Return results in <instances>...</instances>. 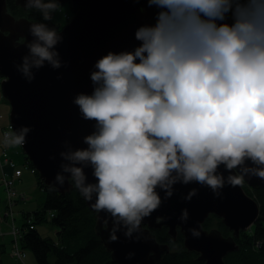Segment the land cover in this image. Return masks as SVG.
<instances>
[{"label": "clouds", "instance_id": "clouds-1", "mask_svg": "<svg viewBox=\"0 0 264 264\" xmlns=\"http://www.w3.org/2000/svg\"><path fill=\"white\" fill-rule=\"evenodd\" d=\"M146 3L157 11L154 23L135 29L139 43L99 57L89 73L92 91L73 97L92 130L82 137L85 147L63 141L68 150L59 152L60 171L50 185L59 190L70 177L98 220H111L109 243L118 241L121 229L126 239L146 241L142 221L177 184H198L222 197L225 186L264 181V0ZM24 6L42 17L28 25L32 39L25 37L28 52L16 65L31 83L34 69L66 66L55 47L62 31L43 22L65 9L62 0H25ZM31 131L11 129L3 142L24 146ZM198 192L191 187L181 198L191 201ZM188 218L182 208L178 219ZM189 232L201 235L196 227Z\"/></svg>", "mask_w": 264, "mask_h": 264}, {"label": "water", "instance_id": "water-1", "mask_svg": "<svg viewBox=\"0 0 264 264\" xmlns=\"http://www.w3.org/2000/svg\"><path fill=\"white\" fill-rule=\"evenodd\" d=\"M68 1L73 16L59 29L62 31L63 41L55 46L66 66L52 69L46 64L39 70L34 69L35 79L29 83L17 71L16 65L21 63L22 56L28 52L24 46L25 37L32 39L28 25L39 21L26 16H14L8 11L7 1L0 0V92L9 105L11 129H18L22 125L32 128L21 149L46 186L55 182V173L60 171L62 158L59 152L68 150L63 146V141L68 140L73 148L86 146L82 137L92 130V122L81 118L78 106L72 100L79 92L92 91L89 73L94 62L109 50H130L137 45L139 41L134 38L135 29L141 24L154 23L157 11L155 7H148L146 0ZM15 3L26 9L25 0H15ZM5 79L7 82L3 83ZM50 155H55V160H50ZM85 171L88 179L94 181L91 170L86 168ZM245 183L250 188L264 190V181L256 177ZM74 187L69 177L64 187L57 191L63 194ZM174 187L176 191L173 196L142 221L141 228L149 237L146 241L126 239L121 229L117 233L118 241L109 243L108 227H111V220L109 225L105 224L98 220L95 212V233L110 253L113 263L158 262L170 251V246L159 242L152 230L165 227L174 241L180 232L184 248L196 252L203 264H225L224 257L239 247L237 240L240 231L249 229L259 215L260 205L242 185L225 186L222 197H214L209 188L198 184H177ZM191 187L199 189L198 195L191 201L183 200L182 195ZM160 195L163 197L162 191ZM85 204L92 210L87 201ZM182 208H187L189 212L186 223L178 219ZM211 214L217 216L230 230V235H223L217 228L208 230L203 227ZM104 215L105 213H100L101 217ZM158 216L167 218L157 222ZM191 227H196L201 232L199 238L191 235ZM129 252L135 253L132 259L125 258Z\"/></svg>", "mask_w": 264, "mask_h": 264}, {"label": "trees", "instance_id": "trees-1", "mask_svg": "<svg viewBox=\"0 0 264 264\" xmlns=\"http://www.w3.org/2000/svg\"><path fill=\"white\" fill-rule=\"evenodd\" d=\"M6 1L8 11L13 15L20 16L24 14L30 19L42 21L39 11L28 8L23 9L15 3V0ZM64 2L65 0H62V3ZM43 22L50 27L55 25L54 21ZM4 129H8V124L1 131L0 153L5 149L9 154V145L3 142ZM24 158L32 168L25 155ZM31 170L35 171L33 168ZM35 173L37 172L35 171ZM37 182L44 192L43 202L33 212H23L25 221L20 224L23 229L20 244L23 249L28 248L33 252L37 264H52L49 260L50 255L54 257V264H115L111 261L110 253L95 233V212L88 208L76 188L74 187L62 194L57 190H51L50 186H46L39 177ZM0 186L3 187V184L0 183ZM243 188L260 205L259 215L248 230L240 231L237 240L238 249L229 252L224 257V261L225 264H264V190L262 188H249L245 184H243ZM19 192L21 193L20 190ZM46 211L51 213L52 223L56 227V240L42 237L37 230L38 223L44 219L43 213ZM212 218H214V215H209L203 224L204 228L212 224ZM30 225L33 227L30 228ZM216 226L223 235L231 234L220 219ZM152 231L159 242L168 243L169 246L179 245L178 249L170 250L155 264H203V260L197 258L196 252L184 248L183 236L180 232H178L174 241L168 235L165 227ZM6 238L9 241L11 240L8 236ZM258 241L261 242L259 248L256 247Z\"/></svg>", "mask_w": 264, "mask_h": 264}, {"label": "rangeland", "instance_id": "rangeland-1", "mask_svg": "<svg viewBox=\"0 0 264 264\" xmlns=\"http://www.w3.org/2000/svg\"><path fill=\"white\" fill-rule=\"evenodd\" d=\"M63 5H64V9H65L68 19L65 18V12H60V13L55 14L53 21L55 22L54 26L57 29L62 28L73 16L70 2L68 0H65ZM20 16H24V14ZM20 16H16V17H20ZM0 81H1V78H0ZM0 99H1L0 110L5 109V111H7L8 113L9 106L7 104V101L4 100L2 95H0ZM23 154L19 151V149L17 152H14L12 154V157L14 158V161L16 162L15 173L17 174L16 176L20 180V185L17 188L20 189L21 193H23L26 197L25 200L21 199L20 204H17L15 207L14 216H15V224L17 225L25 221L23 214H22L23 212H33L40 206V204L43 202V199H44V192L39 187L38 182H37L38 174L35 173V171L31 170L32 168L25 161ZM244 184L245 186L249 187L246 183ZM5 196L6 194H5L4 188L0 186V208L3 205ZM43 216H44V219H42L41 222H39L37 226L38 232L44 238H52L56 240L57 239L56 227L52 223L51 213H49V211H46L45 213H43ZM211 220H212V224L206 227L208 230H210V228L217 227L216 223L218 222L219 218L214 215V218H212ZM4 227H7L6 223L4 224ZM178 247H179L178 244L170 246V250H176L178 249ZM24 250L26 252V256L24 259L25 263L26 264H37L35 257L33 255V252L28 248H24ZM9 251H10V246L7 247L6 253H3L0 255V264H23L22 262L17 260L15 257L9 256L8 255ZM49 260L52 264H54V257L52 255L49 256Z\"/></svg>", "mask_w": 264, "mask_h": 264}, {"label": "built area", "instance_id": "built-area-1", "mask_svg": "<svg viewBox=\"0 0 264 264\" xmlns=\"http://www.w3.org/2000/svg\"><path fill=\"white\" fill-rule=\"evenodd\" d=\"M10 130L11 126L8 124V129L3 130V137L4 134ZM15 166L16 162L10 156V154H8L7 150L4 149L3 152L0 153V183L3 184L6 196L2 207L0 208V246L1 244L4 245L2 241L8 236L11 239L9 241V255L15 257L23 264H26L24 261L26 252L20 244V237L22 235L23 229L20 224H15L13 209L14 205L20 199L25 200L26 197L23 193H20L17 188L19 179L14 172ZM5 223L7 227H4ZM29 227L32 228L33 226L30 225Z\"/></svg>", "mask_w": 264, "mask_h": 264}, {"label": "crops", "instance_id": "crops-1", "mask_svg": "<svg viewBox=\"0 0 264 264\" xmlns=\"http://www.w3.org/2000/svg\"><path fill=\"white\" fill-rule=\"evenodd\" d=\"M1 95V94H0ZM5 100V99H4ZM0 103H1V99H0ZM8 104V103H7ZM9 106V105H8ZM7 115V116H6ZM7 124H9V110H8V113H7V111H5V109H1L0 110V137H1V131H2V128L5 126V125H7ZM18 149H19V151L22 153V149H21V147L20 146H9L8 147V151H9V154H10V156L12 157V154L14 153V152H17L18 151ZM13 158V157H12ZM14 159V158H13ZM14 172H15V168H14ZM15 175H17L16 173H15ZM19 185H20V180H18V184H17V187H19ZM20 190V189H19ZM21 201V200H20ZM20 201H19V203H17V204H20ZM16 204V205H17ZM16 205H14V214H15V207H16ZM3 243H4V245L2 246V244H1V247H0V252L1 251H3L2 253H0V255L1 254H3V253H6V250H7V247L9 246V239L7 240V238L5 237V239H3V241H2ZM8 255H9V252H8ZM10 256V255H9Z\"/></svg>", "mask_w": 264, "mask_h": 264}]
</instances>
